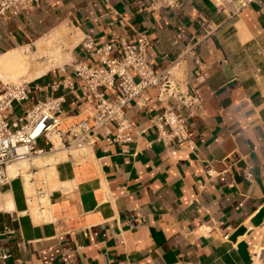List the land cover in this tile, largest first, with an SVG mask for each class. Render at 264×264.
Returning a JSON list of instances; mask_svg holds the SVG:
<instances>
[{
  "label": "crops",
  "instance_id": "obj_1",
  "mask_svg": "<svg viewBox=\"0 0 264 264\" xmlns=\"http://www.w3.org/2000/svg\"><path fill=\"white\" fill-rule=\"evenodd\" d=\"M154 3L40 0L0 21V58L38 54L59 30L66 32L60 46L77 41L69 62L27 83V100L7 114L10 122L38 102L63 98L59 129L78 125L95 110L73 67L98 66L83 43H133L137 34L149 39L154 71L183 59L201 104L187 110L148 90L126 108L128 142L116 141L114 124L92 132L95 144L85 149L40 140L47 154L25 174L11 165L12 181L0 187V254L7 256L0 264H264V253L255 258L264 251V0L232 18V8L219 11L214 0H184L175 10ZM191 48L201 72L186 55ZM6 85L0 81V93ZM116 94L105 90L108 99ZM168 108L186 120L187 140L171 137L160 120ZM40 189L48 194L41 201Z\"/></svg>",
  "mask_w": 264,
  "mask_h": 264
},
{
  "label": "built area",
  "instance_id": "obj_2",
  "mask_svg": "<svg viewBox=\"0 0 264 264\" xmlns=\"http://www.w3.org/2000/svg\"><path fill=\"white\" fill-rule=\"evenodd\" d=\"M219 11L225 12L226 7L232 10L229 16L236 17L251 5L262 0H214ZM184 0H155L158 9L175 10L183 6ZM40 0H0V21L11 16L18 18L23 13L31 11ZM150 42L145 34H137L136 40L129 43L123 38L115 39L109 44L97 46L92 41L83 43L88 56L98 61V66L79 63L73 67L74 76L82 83L83 101L94 107V112L83 119L78 125L67 132L59 129L61 121L57 114L62 112L63 98L51 99L48 102H38L24 112L23 117L16 122L7 120V114L16 106H22L27 100V83L6 85L0 93V187L8 186L12 178L8 168L17 163H29L39 156L47 154L38 148V142L45 140L54 148V141L66 150L85 149L95 144L91 133L108 128L114 124L119 133L116 141L128 142L129 135H124L129 129L126 120V108L148 90H156L159 99L168 102L176 100L187 110L199 111L200 101L190 88L181 67L182 60L161 72L154 71L149 64L147 50ZM194 64L202 71L200 57L191 48L186 52ZM201 74L197 82H203ZM66 89L73 87L70 81L62 85ZM60 85H54L57 90ZM114 89L117 94L108 99L105 90ZM170 130L169 135L178 140H187L186 120L167 109L160 119ZM90 121L92 124H90ZM52 149L49 150L51 152ZM253 175L246 174L251 180ZM45 190H38L36 198L44 200ZM42 204V203H40ZM43 213V208L40 207ZM8 231V230H7ZM264 251L259 249L255 258L262 261ZM7 256L0 254V259Z\"/></svg>",
  "mask_w": 264,
  "mask_h": 264
},
{
  "label": "bare ground",
  "instance_id": "obj_3",
  "mask_svg": "<svg viewBox=\"0 0 264 264\" xmlns=\"http://www.w3.org/2000/svg\"><path fill=\"white\" fill-rule=\"evenodd\" d=\"M65 34L66 32L63 30H59L38 44V50L36 52H39L40 55L42 54L41 56L39 55V58L45 59L46 61L44 63H36V57H31V60L29 58L30 54H27L24 50L16 51L0 58V81L6 84H11V81H17L18 79L31 82L42 77L51 69L63 66L69 62L71 60L70 51L77 44V41L74 40L72 43L68 42V45L60 46L59 42L62 41L61 39L64 38ZM55 144L58 145L57 142ZM27 168L28 164L24 162L11 167L14 172L20 171L23 174L26 173ZM24 177L27 176L25 175ZM28 179H30L29 176ZM25 181L27 182V180ZM28 185L29 183L27 182V186Z\"/></svg>",
  "mask_w": 264,
  "mask_h": 264
},
{
  "label": "rangeland",
  "instance_id": "obj_4",
  "mask_svg": "<svg viewBox=\"0 0 264 264\" xmlns=\"http://www.w3.org/2000/svg\"><path fill=\"white\" fill-rule=\"evenodd\" d=\"M36 55H37L38 57H37ZM39 55H40L39 53H38V54L33 53V54L29 55V56H30L29 58L32 60L33 57H36V59H37V62H36V63H44L46 60H45V59H40L39 57H40L42 54H41L40 56H39ZM31 57H32V58H31ZM41 61H42V62H41ZM11 82H12V83H11L10 85L19 84V83H24V82H25V83H29V81H26V80H24V79H21V80L18 79L17 81H16V80H13V81H11ZM7 85H8V84H7ZM17 164H18V163H17ZM27 164H28V163H27ZM258 261H259V260H258Z\"/></svg>",
  "mask_w": 264,
  "mask_h": 264
}]
</instances>
